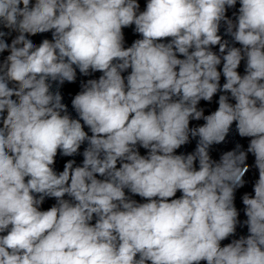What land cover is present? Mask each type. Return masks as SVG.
I'll return each instance as SVG.
<instances>
[{
  "label": "clouds",
  "instance_id": "obj_1",
  "mask_svg": "<svg viewBox=\"0 0 264 264\" xmlns=\"http://www.w3.org/2000/svg\"><path fill=\"white\" fill-rule=\"evenodd\" d=\"M0 264H264V0H0Z\"/></svg>",
  "mask_w": 264,
  "mask_h": 264
}]
</instances>
